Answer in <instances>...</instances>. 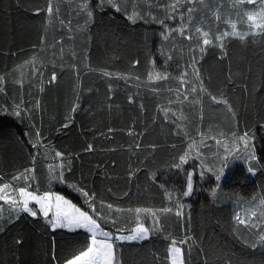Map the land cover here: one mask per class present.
I'll return each mask as SVG.
<instances>
[{
    "label": "trees",
    "instance_id": "16d2710c",
    "mask_svg": "<svg viewBox=\"0 0 264 264\" xmlns=\"http://www.w3.org/2000/svg\"><path fill=\"white\" fill-rule=\"evenodd\" d=\"M114 2L120 11L107 0H0V187L54 192L90 214L91 200L115 235L144 223L150 238L113 241L117 264H171L172 239L184 264H264V247L250 246L264 227V35L215 46L232 24L250 32L264 0ZM245 133L247 150L234 152L233 134ZM0 229V264H65L90 245L86 230L52 229L3 200Z\"/></svg>",
    "mask_w": 264,
    "mask_h": 264
},
{
    "label": "snow or ice",
    "instance_id": "6c2138e0",
    "mask_svg": "<svg viewBox=\"0 0 264 264\" xmlns=\"http://www.w3.org/2000/svg\"><path fill=\"white\" fill-rule=\"evenodd\" d=\"M105 0H100V6L103 7ZM243 0H241V3ZM247 3L252 4L254 3V0H247ZM107 4L110 6L116 8L117 11H120V9L117 7L114 0H107ZM49 13L52 12L51 4L49 5L48 9ZM191 9H189V18H190ZM92 12L89 11L87 15L89 17L92 16ZM168 18H174V15L170 14ZM127 19L131 21L132 23H136L137 20L143 19L138 13L133 12L132 14L127 15ZM154 19V18H153ZM247 20L249 22V28L251 29L250 32H244L240 33L236 31V24H232L231 27L233 31L231 33L224 32L222 35H217L215 37L216 41H219L220 43L218 46L220 48L224 47L223 40L226 37L232 36V37H238L241 41L245 40L246 36L252 35H264V10H262L259 14L254 15L252 13H248ZM163 23V21H161ZM181 34H183V29L180 30ZM199 31V29L197 30ZM204 37H208L209 34L207 32L202 33ZM187 39L191 40L192 37L188 36ZM202 44L204 46L213 45V41L210 38H204L202 40ZM200 51L203 53L205 51V47H200ZM171 59V57H169ZM195 63V61H194ZM183 76H187V72L183 74ZM167 75H160L156 74L155 76H150V79L160 80V79H167ZM53 79H55V74H53ZM197 79H199V74L197 70ZM187 81L184 79H181V84H186ZM197 89L194 86L192 88V92H196ZM201 92H204L205 89L203 87V84L201 83ZM184 99L187 100V95L184 96ZM212 99L215 101L216 97H212ZM129 101H132V97H129ZM223 103H227L226 101H222ZM19 106H17L18 108ZM142 107V106H141ZM75 106L73 107V111H75ZM229 110L231 111V107L229 106ZM167 109H165V113H167ZM14 115L19 116L20 112L17 110L13 113ZM176 113H173V116H175ZM233 115H235L233 113ZM182 118V117H181ZM165 119H168L167 115H165ZM111 131V129L109 130ZM201 135H203L201 133ZM234 136V148L233 151H239L240 150V144L242 143L244 146V150H247L248 148V139H247V133L244 135L235 138ZM220 141H217L219 143ZM196 146L195 140L192 141V143L189 144V149H194ZM89 149H91V145L89 146ZM56 156H61V153L57 152ZM186 156L185 155L180 157L181 163H186ZM63 167V165H61ZM176 167H179V165H176ZM55 170L53 169V172ZM207 171H211V169H207ZM249 171H252V169H249ZM187 190L183 192L184 196H188L190 192L193 190V173L187 172ZM201 176H203V173H201ZM24 179H27V177H23ZM57 177L55 175L52 176V179H56ZM14 179H21L20 176L14 177ZM217 180L220 179L219 176L216 177ZM60 180L62 182L63 180V173L60 174ZM9 185H4L3 188H8ZM2 191V189H0ZM19 195L21 197L20 201L15 200L13 197L9 195H0V200H4L10 204H12L16 209H18L19 212L28 213L33 217H36L38 215V211L40 214L43 215V217L46 218L47 223L50 224L52 229L57 228H63L68 229L70 231H74L76 229H84L90 234V246L87 247L85 251H82L80 254L76 255L73 259L67 260L66 264H117V258L115 253V247H114V240H120V241H137V240H145L150 238V229L148 227H145L144 223H138L137 226L130 230L129 234H121V235H115L109 231H106L102 228L101 224L98 222L96 218H94V215L96 217H99L100 219H104L105 223H108V220L104 217L100 216V213L96 211V209L93 207V202L90 200L88 207L92 210V214H90L88 211H82L80 208L76 207V205L71 204L68 200H66L61 195H55L51 192L45 193L43 196H39L34 194L31 191H28L25 187H20L18 189ZM82 191V190H81ZM82 194L86 197L88 196V193L83 192ZM169 199H171V195L169 194ZM34 201L35 205L39 206L38 211L34 210L32 207L29 206V202ZM19 204H22V207H19ZM112 206L109 205V208ZM261 207H264V205H261ZM137 213L141 211H145L146 213L151 214L153 217H156V213L153 212L151 209H137ZM164 212L170 211V209H163ZM51 214V215H50ZM177 215H180L178 212ZM253 216L256 215L255 212L252 213ZM236 219L241 224H247L248 220L240 219L239 214H237ZM250 219V218H249ZM156 228L151 232V234H156L157 232L162 231V229L159 227L160 221L159 218H156L154 221ZM2 231V229H0ZM121 232H124L126 230L121 229ZM260 235L259 238L254 242L251 243V247L257 248V247H264V227L260 228ZM99 237H103V239H98ZM191 239L190 237H186L185 239L179 241L180 244L187 243L188 240ZM245 243H248L245 241ZM177 245V241L175 239L171 240V246H170V256H171V264H184L182 259V249Z\"/></svg>",
    "mask_w": 264,
    "mask_h": 264
},
{
    "label": "rangeland",
    "instance_id": "374dc122",
    "mask_svg": "<svg viewBox=\"0 0 264 264\" xmlns=\"http://www.w3.org/2000/svg\"><path fill=\"white\" fill-rule=\"evenodd\" d=\"M262 10H264V7H261L257 12H252V14H254V15H257V14H259ZM251 13V12H250ZM233 31V29H232V27L230 28V30H229V33H231ZM237 31V30H236ZM4 186V185H3ZM3 186H1L0 187V189H2V191H0V195H9V196H11V197H13L15 200H17V201H20L21 200V197H20V195H19V191H18V189H15V190H13V189H11L10 187H8V188H3ZM29 191V190H28ZM51 193H53V194H55V195H60V194H57V193H54V192H51ZM35 194V193H34ZM45 194V193H44ZM44 194H41V195H39V196H43ZM37 195V194H36ZM66 199V198H65ZM66 200H68V199H66ZM4 201V200H3ZM69 201V200H68ZM9 207H10V209L11 210H18V209H16L12 204H10V203H8V202H6V201H4ZM71 204H74V203H72L71 201H69ZM75 205V204H74ZM29 206L30 207H32L34 210H37L38 211V209H39V206L38 205H35V202L34 201H30L29 202ZM19 207H22V204H19ZM76 207H78V206H76ZM79 208V207H78ZM82 210V209H81ZM83 211V210H82ZM38 215H41V216H43L42 214H40L39 213V211H38ZM51 215V214H50ZM45 218V217H44ZM137 226V225H136ZM135 226V227H136ZM134 227V228H135ZM65 230H68V229H65ZM68 231H70V230H68ZM127 234H129V233H127ZM117 235H121V234H117ZM101 239V238H100ZM137 241H140V240H137ZM171 246V245H170ZM177 246V245H176ZM169 253H170V248H169ZM170 255V254H169ZM171 256H170V262H171Z\"/></svg>",
    "mask_w": 264,
    "mask_h": 264
},
{
    "label": "crops",
    "instance_id": "0c3cea01",
    "mask_svg": "<svg viewBox=\"0 0 264 264\" xmlns=\"http://www.w3.org/2000/svg\"><path fill=\"white\" fill-rule=\"evenodd\" d=\"M100 238L103 239V237H99V236H98V239H100ZM113 243H114V242H113ZM89 246H90V245H89ZM72 259H73V258H72ZM65 264H66V263H65Z\"/></svg>",
    "mask_w": 264,
    "mask_h": 264
}]
</instances>
